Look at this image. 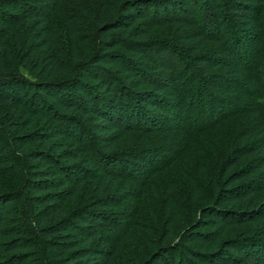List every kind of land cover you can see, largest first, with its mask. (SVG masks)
<instances>
[{
	"label": "trees",
	"instance_id": "1",
	"mask_svg": "<svg viewBox=\"0 0 264 264\" xmlns=\"http://www.w3.org/2000/svg\"><path fill=\"white\" fill-rule=\"evenodd\" d=\"M29 3L32 18L46 29L37 45H9L0 31V113L22 107L30 125L41 124L37 136L20 134L0 115V264L264 263V228L219 242L227 227L264 217V203L247 201L264 189V164L259 156L246 160L263 145L246 139L253 129L264 134V102L255 101L264 98V6L245 0H68L56 6L57 26L47 0ZM225 6L258 15L249 21L260 31L254 52L247 45L256 37L243 38L236 21L226 30ZM196 10L199 23L209 26L200 27L205 35H217L231 59L241 62V78L198 76L195 68L187 73V65L160 81L151 76L176 49L153 34L146 39L138 31L140 15L190 20ZM130 47L144 61L151 54L154 64L120 53ZM212 49L205 55L210 60ZM109 65L131 74L122 78ZM213 76L235 102L204 93L202 84H212ZM140 78L152 87L143 88ZM178 86L185 110L166 94ZM245 113L256 128L227 134V121ZM182 117H192V124L180 127ZM8 210L14 217L7 218ZM213 221L221 226L216 233L209 228ZM185 237L210 249L185 248Z\"/></svg>",
	"mask_w": 264,
	"mask_h": 264
},
{
	"label": "rangeland",
	"instance_id": "2",
	"mask_svg": "<svg viewBox=\"0 0 264 264\" xmlns=\"http://www.w3.org/2000/svg\"><path fill=\"white\" fill-rule=\"evenodd\" d=\"M31 0H0V11L4 12L2 15V21H0V31H2V35L4 33V36L7 38V42L9 45H12L14 42V40H19V42L24 46H35L38 44L39 41H36L37 36H39V38H42L41 36V32H46V29L44 28V24L41 23L40 20L32 18L33 17V10L28 9V4H30ZM48 1V6H49V10H47L49 12V14L54 18V22L57 24H59V21L61 19V15L60 12L58 10H56V6H61L64 3H67L68 0H47ZM247 1L248 4H250L251 6L254 5H259L260 4L262 6H264L263 3H260L258 1H253V0H245V2ZM57 2V5H56ZM28 3V4H27ZM264 8V7H263ZM26 9V11L24 10ZM24 11V12H23ZM1 12V13H2ZM144 14L146 15H140L141 16V22L144 23L141 26L138 27V31L140 33H142L144 36H146L145 38L147 39L148 36L151 37V34L155 35L154 37L157 38H161L162 42H166L165 45H169L172 48L176 49V54L174 55V57L169 58L168 61H165L161 68H157L155 69V71L153 73H151V76H153V78H157L158 81H160V79H162L163 76H165V74L170 73V71H178L180 69H183L186 67L187 65V73H189L190 68H195L192 70V72L197 73L198 76H204L206 75V77H209V75L214 74V75H222V76H227V77H232V78H241L239 77V72L240 73H244V67L239 66V64L241 62L237 61L236 59H231V56L226 52L224 45L222 44V42H220L217 39V35L210 37V36H206L205 33L200 29V27L209 30V26H203V23H199L198 19L195 17V13H197V10L193 13L191 12L190 14V20L186 19V16H180L182 18H180L177 21H173V20H169L170 18H165L164 19V15H161L160 13H158V15H156V18L154 19V21H151L150 18H152V15L146 11H143ZM159 12V11H157ZM222 13L224 15V17L226 18V22L227 25L229 26V28L227 27L226 30H230V25L231 23H235V21L238 23V26L240 27V31H242L243 34H241V36L244 38L245 36H247L250 39H252V37H256V39L250 43H248L247 47L248 50H251L252 52H254V49L256 50V48L258 46H256V43L258 38L260 37V31L259 29H256L255 26L250 25L249 21L251 23H253V19L258 17V15L255 14L254 11L252 10H246L244 12L242 11H230L227 9V7L225 6L224 9H222ZM150 14V15H149ZM13 17H18L17 20L13 21L12 19H15ZM179 17V16H177ZM244 17L248 19V23L245 24L244 22ZM243 20V22H242ZM16 22V23H13ZM19 23V24H18ZM17 24V26H16ZM249 24V25H248ZM44 28V29H43ZM64 32V31H63ZM65 33V32H64ZM61 33V34H64ZM223 34V33H220ZM226 34V33H225ZM181 38L182 40H185V42L179 41ZM264 40V37H263ZM42 42V41H41ZM262 44L264 45L263 41L261 40ZM210 47H212L213 49V54H212V58H214V60H210L209 57H205L206 53L209 51ZM256 47V48H255ZM135 47H130L129 50H120V53L123 56H126L127 58L132 59L135 62H143V56H140L138 53L136 54ZM215 48V49H214ZM144 63L145 64H149L152 65L154 64L155 61H153L151 54L149 53H145L144 54ZM161 57L163 56H159V58L161 59ZM211 62V63H210ZM245 62H250L249 59H247V61ZM260 62H261V72H264V54L261 56L260 58ZM170 63V64H167ZM237 64V66H239V69L237 67V69L235 68V66L230 67L232 64ZM247 63V64H248ZM210 64H212L210 66ZM215 66H214V65ZM169 65V66H168ZM229 65V66H227ZM170 68H167V67ZM189 67V68H188ZM110 69H112L113 71H115L118 76L120 77H128L129 74H131V72H128L126 70V67H124V69H120L119 67H115L114 65H109ZM128 69V68H127ZM123 70H126L127 72L125 73ZM230 72V73H229ZM246 72V71H245ZM22 74L26 75L27 73L25 71L21 72ZM204 73V74H203ZM210 79L214 80V82L212 84H208L207 86L202 84L203 90L205 94H210L211 96L215 97V98H224V97H228L231 98V101L235 102L236 99H234L235 94H229L226 95V93H223V87H222V83H220L219 81H217L216 76L214 77H210ZM133 80V79H132ZM211 80V81H212ZM135 81V79H134ZM143 82L145 84V79L140 78L139 82ZM188 81V80H187ZM199 81V80H198ZM138 82V81H136ZM187 85H184V87ZM142 87H152V85H142ZM189 88V87H187ZM195 88V87H194ZM194 88L191 90L189 89V91H191L193 93ZM159 92L166 93V91H164L162 88L159 89ZM181 89L180 86L177 87V89L175 88L173 91L170 89V93H166L168 94L169 99L172 101L173 99L178 100L179 101V105L181 106V108L183 110H185L186 107H184V98L181 97ZM179 98H178V97ZM239 97V96H238ZM240 98V97H239ZM247 100V98H245L244 100H242L240 102L241 105H245V101ZM255 101L257 103L260 102H264V98L263 99H255ZM153 110V109H151ZM245 110V109H244ZM155 112H160L158 109L154 110ZM248 111V110H245ZM192 113V112H191ZM195 115V112L192 113ZM0 115L9 120L12 123H16L17 127H18V131L20 134H27V133H31L33 135H36L35 133H39V128L38 126H40L39 124H37L38 122L33 120L32 124L30 125V116L24 112V109L22 107L15 109V110H5V111H1ZM183 116L184 113H183ZM192 118V117H191ZM188 118V117H182L177 121L176 123L180 126V127H184L188 124H192V119ZM195 121L198 120V117L195 115ZM255 123L253 120V115L251 114H240L237 117H233L231 118L229 121H227L226 123V133L229 134L231 133V130L233 131V129H235L234 131L237 132L239 130H244L247 127L250 129L256 128L255 127ZM176 129L178 128V126L175 127ZM233 131V133H234ZM248 132V131H247ZM251 132V131H250ZM37 133V134H38ZM263 132H257L256 130L253 129V136L252 139H250V137L248 139H246V142H250V140H258V142L261 145V149L259 150V148L257 149V151H255L254 153H252L249 157H247L246 160L249 161V159H259V157L261 158L260 163L264 164V134H262ZM252 134V133H250ZM173 135V134H171ZM37 136V135H36ZM34 138H36L35 136H33ZM158 137V136H157ZM159 143V141H157ZM164 143H166L163 139V141H161ZM154 143V142H153ZM155 145V143H154ZM33 146V147H32ZM4 147L5 144L4 143H0V148L2 151H4ZM35 145H31V147L28 148H34ZM20 152H22L24 154V150H19ZM6 152V150H5ZM259 156V157H258ZM263 167H261L264 171V165H262ZM45 176V175H44ZM264 179V178H262ZM262 185H264L262 183ZM138 186V185H137ZM136 186V188H137ZM247 201L252 200L253 203L255 202H261L264 203V189L262 188V193L257 194V195H250V197H247ZM14 209H19L18 205H14ZM14 217V215H11V213L8 210V215L7 218H11ZM258 220H256L255 222H247V223H243L240 224L238 226H229L227 227L224 231L223 237L221 239H219V242H222L223 240H228V239H234V238H238V236H243V237H247V236H251L252 233L255 231V229H260V228H264V217L262 219L257 218ZM215 222V226H212V224L209 226V228H211L212 230H215L214 233L218 232L221 228V226L217 223V221H213ZM220 226V227H219ZM209 228L202 230L201 232H205V231H209ZM218 229V231H216ZM264 230V229H263ZM216 235V234H214ZM191 236V235H188ZM186 240L188 241V237H185ZM214 237H210V239H213ZM192 240V239H191ZM219 244V243H218ZM183 247L191 249L195 252H205L207 250L210 249V245L209 243H205V241L200 242H194V240L192 241H188L186 243L183 244ZM180 250V249H179ZM233 253H236L234 251H232ZM251 264V263H248ZM260 264H264V263H260Z\"/></svg>",
	"mask_w": 264,
	"mask_h": 264
}]
</instances>
